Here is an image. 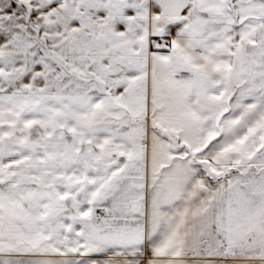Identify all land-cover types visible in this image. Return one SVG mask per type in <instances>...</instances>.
Returning a JSON list of instances; mask_svg holds the SVG:
<instances>
[{"label": "snow or ice", "instance_id": "obj_1", "mask_svg": "<svg viewBox=\"0 0 264 264\" xmlns=\"http://www.w3.org/2000/svg\"><path fill=\"white\" fill-rule=\"evenodd\" d=\"M0 264H264V0H0Z\"/></svg>", "mask_w": 264, "mask_h": 264}]
</instances>
